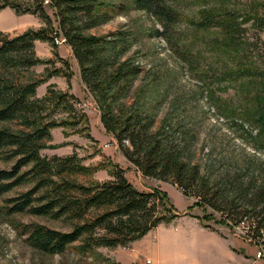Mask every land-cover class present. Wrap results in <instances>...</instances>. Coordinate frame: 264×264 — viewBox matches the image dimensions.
I'll list each match as a JSON object with an SVG mask.
<instances>
[{
    "label": "trees",
    "instance_id": "16d2710c",
    "mask_svg": "<svg viewBox=\"0 0 264 264\" xmlns=\"http://www.w3.org/2000/svg\"><path fill=\"white\" fill-rule=\"evenodd\" d=\"M44 1L27 4L22 0H0V12L11 8L18 15L37 16L44 23L41 29H30L15 37L0 31V160L12 162L10 169L0 170V196L32 185L7 201L9 214L27 213L70 226L69 231H60L35 225L27 239L30 246L46 255L63 254L78 242L83 254L97 248L128 247L181 216L164 195L137 190L120 167L115 168L112 180L85 185L75 177L94 170L83 165L75 153L67 157L42 156L41 151L52 140L51 130L68 125L56 120V114L62 109L76 116L71 101L78 100L69 93L58 92L50 85L43 98L37 97V89L47 83L48 77L36 78L32 70L50 61L37 56L35 43L46 42L56 48L58 38L72 49L82 82L100 106L105 129L144 177L176 184L197 205L222 213L236 224L251 220L253 236L264 238V178H259L264 170L259 172L250 157L236 162L224 158L226 163L220 167L223 161L213 158L212 153L203 167L195 159V139L190 132L175 130L168 119L156 127L155 118L148 114L138 110L126 113L123 105L116 108L129 94V79L140 75L141 68L123 60L127 48L119 46L121 40L86 34L109 21L99 11L104 4L101 0H48L55 10V27ZM135 6L160 20L166 34L180 22L179 14L166 0H135ZM248 22L263 30L264 13L256 11L246 21L232 12L206 15L199 25L220 29L224 45L237 47L245 40ZM62 62L68 66V61ZM66 77L70 81L71 74ZM258 123L264 129V114Z\"/></svg>",
    "mask_w": 264,
    "mask_h": 264
},
{
    "label": "rangeland",
    "instance_id": "374dc122",
    "mask_svg": "<svg viewBox=\"0 0 264 264\" xmlns=\"http://www.w3.org/2000/svg\"><path fill=\"white\" fill-rule=\"evenodd\" d=\"M101 2L104 7L99 11L109 21L86 34L121 40L119 46L127 48L123 60L128 59L141 68L140 75L129 79L127 98L115 107L123 105L126 113L138 110L148 114L155 118L156 127L168 119L175 130L190 132L195 139V159L203 167L212 153L213 158L223 161L220 167L226 163L224 158L236 162L250 157L259 172L264 170V129L258 123L264 114V29L259 31L248 22L245 40L240 46L229 47L224 45L220 29L199 25L206 15L220 16L228 12L241 20H249L256 11L264 13V0H166L180 19L167 34L160 20L137 10L135 0ZM44 4L57 27L55 10L48 0ZM46 45L36 54L50 64L32 70L36 78L48 77L47 83L39 87L44 95H38V88L37 97L43 98L52 85L56 91L69 93L78 101H71L76 116L62 109L56 114V120L68 125L51 130L52 140L41 151L42 156L67 157L75 153L83 165L94 170L89 175L75 177L85 185L112 180L115 168L120 167L140 192L164 195L180 217H197L205 227L245 243L256 257L261 245L249 237L251 220L236 224L222 213L199 206L176 184L144 177L125 158L116 139L102 123L100 106L83 84L76 59L74 56L67 59L68 66L62 62L60 56H67L72 49L65 42L56 43V48ZM49 50L52 57L48 55ZM55 70L60 71L51 75ZM67 74H71L70 81ZM11 167L12 162L0 160V170ZM259 178H264V173H259ZM31 187L23 185L0 196V264H150L147 258L133 263L135 243L115 249L97 248L86 254L80 252V242L60 255L37 251L27 241L33 226L60 231H69L70 226L27 213L10 215L7 201Z\"/></svg>",
    "mask_w": 264,
    "mask_h": 264
},
{
    "label": "crops",
    "instance_id": "0c3cea01",
    "mask_svg": "<svg viewBox=\"0 0 264 264\" xmlns=\"http://www.w3.org/2000/svg\"><path fill=\"white\" fill-rule=\"evenodd\" d=\"M23 1L33 3V0ZM43 27L44 23L37 16L18 15L11 8L0 12V31L9 36ZM44 45L46 43L37 41L36 51L44 48ZM49 53L50 50L48 55L52 57ZM60 57L65 60L73 57L72 50L68 51L67 56ZM38 93L44 95L41 88ZM134 245L137 251L133 255V263H141L142 258H147L150 264H264V261L256 259L245 243L205 227L194 216H184L170 224H161Z\"/></svg>",
    "mask_w": 264,
    "mask_h": 264
},
{
    "label": "built area",
    "instance_id": "2783aa9c",
    "mask_svg": "<svg viewBox=\"0 0 264 264\" xmlns=\"http://www.w3.org/2000/svg\"><path fill=\"white\" fill-rule=\"evenodd\" d=\"M61 42H65V40L64 39H57L56 40L57 44H59ZM126 143L129 144L128 142H126ZM248 234H249L250 238H253L254 240L258 241L259 244L261 245L259 248V251L256 255V259L260 260V261H264V238H260V237L255 238L252 233H248Z\"/></svg>",
    "mask_w": 264,
    "mask_h": 264
}]
</instances>
